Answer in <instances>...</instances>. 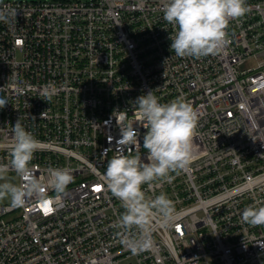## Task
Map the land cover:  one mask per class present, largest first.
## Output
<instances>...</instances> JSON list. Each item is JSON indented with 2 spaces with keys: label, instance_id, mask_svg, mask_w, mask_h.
<instances>
[{
  "label": "built area",
  "instance_id": "obj_1",
  "mask_svg": "<svg viewBox=\"0 0 264 264\" xmlns=\"http://www.w3.org/2000/svg\"><path fill=\"white\" fill-rule=\"evenodd\" d=\"M164 0H0V140L17 120L40 141L30 162L41 191L20 206L0 202V264H264V224L241 220L264 204V0H245L228 19L226 42L203 57L170 49ZM249 60L256 64L247 65ZM152 90L195 110L192 155L142 185L175 209L154 222L152 247L133 255L117 235L124 209L101 176L124 148L115 110L135 120L134 100ZM141 145L125 154L142 156ZM9 153L0 150V161ZM49 167L67 169L63 190ZM7 180L21 183L9 169ZM130 231H135L132 229Z\"/></svg>",
  "mask_w": 264,
  "mask_h": 264
},
{
  "label": "clouds",
  "instance_id": "obj_2",
  "mask_svg": "<svg viewBox=\"0 0 264 264\" xmlns=\"http://www.w3.org/2000/svg\"><path fill=\"white\" fill-rule=\"evenodd\" d=\"M245 0H164L163 18L174 28L169 45L177 56L203 57L218 51L226 42V23L243 15ZM16 15L13 8L0 10V20ZM3 88V87H0ZM135 120L128 119L124 110H115L116 124L123 145L107 160L101 179L106 188L119 199L122 211L115 224L121 244L135 255L152 247L154 222L168 226L175 220V209L163 192L146 196L142 185L166 177L172 170L185 166L192 155V134L196 112L190 103L177 97L161 102L152 90L134 100ZM9 104L0 95V106ZM134 123L142 124V156L125 154L127 146L141 145V134ZM11 142L0 140V150L9 153L0 161V198L6 197L11 206H20L27 196L41 191V180L32 174L30 162L40 141L17 120L12 124ZM9 169L21 178V183L5 179ZM72 179L67 169L49 167L46 182L61 191ZM241 220L251 225L264 224V204L249 205L241 212ZM135 229V231H130Z\"/></svg>",
  "mask_w": 264,
  "mask_h": 264
},
{
  "label": "rangeland",
  "instance_id": "obj_3",
  "mask_svg": "<svg viewBox=\"0 0 264 264\" xmlns=\"http://www.w3.org/2000/svg\"><path fill=\"white\" fill-rule=\"evenodd\" d=\"M253 64H256V62L255 61H252V60H249L248 62H247V65H253ZM6 177H7V174H6V176H5V179H6ZM8 181H10V182H13V183H16V181L15 180H8ZM0 202H9L8 201V199L6 198V197H4V198H0Z\"/></svg>",
  "mask_w": 264,
  "mask_h": 264
}]
</instances>
